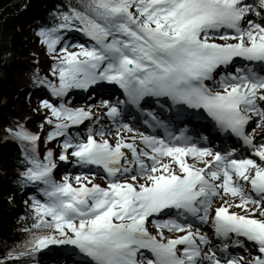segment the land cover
Listing matches in <instances>:
<instances>
[{"label":"snow or ice","instance_id":"obj_1","mask_svg":"<svg viewBox=\"0 0 264 264\" xmlns=\"http://www.w3.org/2000/svg\"><path fill=\"white\" fill-rule=\"evenodd\" d=\"M37 36L56 79L33 81L57 101L40 100V127L51 126L46 142L59 148L41 153L40 134L23 124L7 130L22 145L20 183L39 194L25 201L24 250L7 258L56 248V264H264V135L248 131L264 127V0H77ZM107 86L123 99L68 103L71 90ZM94 107L111 127L94 126ZM209 119L225 136L220 148L188 134ZM58 161L78 174L56 179ZM207 222L218 245L194 229ZM233 246L257 254L245 260Z\"/></svg>","mask_w":264,"mask_h":264},{"label":"trees","instance_id":"obj_2","mask_svg":"<svg viewBox=\"0 0 264 264\" xmlns=\"http://www.w3.org/2000/svg\"><path fill=\"white\" fill-rule=\"evenodd\" d=\"M77 0H0V74L3 76L6 96L0 106V254L5 264H24L37 261L42 264L50 260L45 255L34 258L15 256L11 260L5 255L24 250L29 239L25 229L32 224L31 209L25 201L35 193L33 186L20 183L19 173L23 171L22 145L9 135L8 129L17 124L27 126L28 111H34L29 99L38 102L37 95L44 86H37L33 75L39 74L34 35L40 26H52L55 13L67 10ZM21 77V79H19ZM35 128L40 123H33ZM24 194H28L24 198Z\"/></svg>","mask_w":264,"mask_h":264},{"label":"rangeland","instance_id":"obj_3","mask_svg":"<svg viewBox=\"0 0 264 264\" xmlns=\"http://www.w3.org/2000/svg\"><path fill=\"white\" fill-rule=\"evenodd\" d=\"M33 38L36 41L35 42V46L33 47V53L36 54L37 64H38L39 70L42 73H44L49 79H56L55 77H53L51 75V72H50V67H51V63H52L51 55L46 51V47L40 43L39 38H38L37 35H34ZM19 79H21V77H19ZM76 93L78 94V90H73V91L71 90L70 95L68 96V103L72 107H77L79 105L80 106H84L83 103L79 102L80 99H77V97H75ZM49 94H50V92H49ZM53 98H55V97H53ZM41 99H42V97L40 99H38V102H36V100L29 99V101L32 104L31 106H32V108L34 110H38L39 109L38 103L40 102ZM55 102H57L56 98H55ZM87 103H88V105L89 104L94 105L93 101L92 102H87ZM43 111H44L43 115L36 114V112H32V111H28L27 113H25L26 116L29 117V120H28V123H27V126H26V127H28L27 128L28 130L35 129V126L32 125L34 122L35 123L39 122L40 124H44V116L46 115V112H45V110H43ZM94 112L100 116L99 123L94 125V126L98 127L100 125H103V126L106 127V123H104L103 121H107V120H108V124L111 125L110 119L107 118L105 116V114H104L105 110H102L99 107H94ZM85 123L87 124L88 122L86 121ZM50 128H51V126L45 124L43 129L42 128L37 129L38 133L41 134L40 135L41 136V140L39 142V151L41 153L46 151L47 148H49V147H51L54 151H57L58 148H59V143L57 141H47L46 142V139H45L46 138V134H47V131L50 130ZM74 129H73V131H75ZM80 131L82 133L84 132L86 134V128L85 127H80ZM68 164L69 163L66 164L65 162H59L58 161V167H57L56 170H54V176L57 177L58 173H60L62 171H65V168H66V166ZM56 179H58V178H56ZM0 258H1V254H0ZM8 259L11 260L12 258H8ZM244 259L247 260L249 258H244Z\"/></svg>","mask_w":264,"mask_h":264},{"label":"water","instance_id":"obj_4","mask_svg":"<svg viewBox=\"0 0 264 264\" xmlns=\"http://www.w3.org/2000/svg\"><path fill=\"white\" fill-rule=\"evenodd\" d=\"M5 96H6L5 84H4L3 76L0 75V106H1V101Z\"/></svg>","mask_w":264,"mask_h":264},{"label":"bare ground","instance_id":"obj_5","mask_svg":"<svg viewBox=\"0 0 264 264\" xmlns=\"http://www.w3.org/2000/svg\"><path fill=\"white\" fill-rule=\"evenodd\" d=\"M253 126V125H252ZM260 130V129H259ZM258 133V128H256V134ZM258 140H259V137H258ZM54 249H56V248H54Z\"/></svg>","mask_w":264,"mask_h":264}]
</instances>
